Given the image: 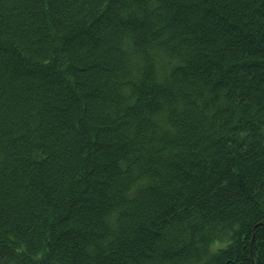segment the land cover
I'll list each match as a JSON object with an SVG mask.
<instances>
[{
    "label": "trees",
    "instance_id": "16d2710c",
    "mask_svg": "<svg viewBox=\"0 0 264 264\" xmlns=\"http://www.w3.org/2000/svg\"><path fill=\"white\" fill-rule=\"evenodd\" d=\"M0 264H264V0H0Z\"/></svg>",
    "mask_w": 264,
    "mask_h": 264
}]
</instances>
